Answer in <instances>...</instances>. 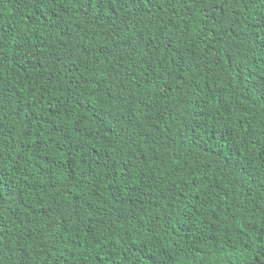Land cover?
Here are the masks:
<instances>
[{
	"label": "trees",
	"instance_id": "16d2710c",
	"mask_svg": "<svg viewBox=\"0 0 264 264\" xmlns=\"http://www.w3.org/2000/svg\"><path fill=\"white\" fill-rule=\"evenodd\" d=\"M0 264H264V0H0Z\"/></svg>",
	"mask_w": 264,
	"mask_h": 264
}]
</instances>
